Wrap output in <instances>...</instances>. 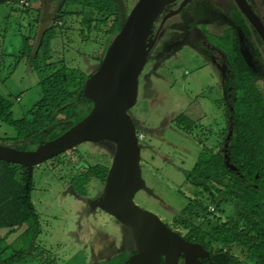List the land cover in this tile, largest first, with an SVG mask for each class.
<instances>
[{"label": "rangeland", "instance_id": "1", "mask_svg": "<svg viewBox=\"0 0 264 264\" xmlns=\"http://www.w3.org/2000/svg\"><path fill=\"white\" fill-rule=\"evenodd\" d=\"M26 1L28 6H20L19 0L0 2V94L11 95L14 102L10 116L0 122L1 145H7L6 141L17 136L23 116L39 99L41 92L39 71L45 65L50 61H64L67 66L91 75L101 62L99 60L102 59L103 52L105 53V45L109 39V34H105L104 31H108L111 24H103L102 32L94 31L96 23L93 20L101 18L98 13L92 15L89 9L70 5L69 2L63 4L61 0H33L31 3L29 0ZM124 2L127 9L131 10L137 0H124ZM43 3L50 8L48 17L43 19V22L48 20L44 22L47 24L42 26L45 28L44 31L56 23H59V27H52L46 32L39 47L35 46L38 30L36 31L34 11L42 10ZM94 3L96 7L101 6L102 0H95ZM103 5H105L104 0ZM4 9H7L6 14L3 13ZM190 12L187 11L181 17L174 16L164 25L162 35L164 33L165 35L159 39L160 45L155 46L139 76L137 102L129 110V115L134 121L137 133L143 135L139 140L140 167L143 168L141 172L146 183L152 181L148 178V170L153 177L158 173L161 177L157 181L166 182L171 189L186 194L185 196L193 200L192 203L196 207L201 204L207 205L208 211L213 213L215 212L213 204L203 194L198 191L196 194L186 191L183 171L185 167L189 168L190 165L195 164L202 149H216L222 139L220 132L217 135L216 130L203 135L206 131L201 132L200 126L195 124L200 122L207 127L211 122L216 123L223 114L225 115L218 75L213 66L199 54L202 45H206V38L210 45L222 44V41L212 33L211 26L216 18H221V15L212 7L204 6L206 22L198 23L193 29H189L193 19ZM91 19L93 23L89 28L88 21ZM28 21H32V24H28ZM170 23L175 25L170 26ZM205 28H208V31ZM203 31L207 33V37ZM25 32H30L32 38L27 37L29 38V42L26 43L27 49L23 50L24 40L21 36ZM252 70L258 74L255 83L259 86L261 83L258 81H261L263 86L260 88L263 89L264 70L257 63L252 64ZM169 85L171 90L168 89ZM174 100L182 105L180 110L184 111L183 115L190 118L188 125L192 126L193 130H200L201 133L194 131L189 137L180 135V139L177 140L179 135L165 127L169 125L168 123L164 124L162 129L157 128L158 123H162L163 113L167 112L169 107L176 105ZM169 136L174 137L171 139ZM177 142L187 143L188 146L175 144ZM173 144L179 145L180 148ZM112 155L113 149L110 145L85 143L34 168L31 201L39 216L40 225L34 253L44 252L39 263H35L67 264L69 259L80 252L84 253L87 263L93 261V264L95 261L97 263L107 261L120 252L130 254L133 242L126 229L111 216L100 210L89 211L87 207V200L101 195L104 182L93 175L87 186L86 197L73 189L74 184H77V187L81 185L82 175H86L97 166L105 165L108 172ZM98 172L101 173V168L97 170ZM78 176L79 179L73 180ZM158 187L159 190L156 191L150 183L149 191L152 188L153 192H156L154 198L160 207L162 200L159 197L164 194V201L170 208L159 211L154 205L144 203L146 195L142 192L135 195L134 203L142 209L145 206L146 209L156 212L155 214L166 221L170 220L168 222L173 224L175 229H179L182 235L189 234V237L196 240L203 238L204 233L201 230L194 232V228L183 229L180 223L172 221V214L184 216L183 200L174 195L173 191L171 193L169 189L165 187L163 189L161 183ZM150 201L146 200V202ZM231 212L230 206H224L217 211L216 216L225 219ZM86 220L90 222V227H93L90 229L91 239L88 245H84L83 242L80 244L81 240L78 237ZM4 232L2 231L1 234ZM18 233L19 231H16L10 235L7 242L14 241ZM120 240L124 246H121ZM95 247L101 251V254L93 258L92 250L93 248L95 250ZM232 252L236 262L254 264L237 249L232 248Z\"/></svg>", "mask_w": 264, "mask_h": 264}, {"label": "trees", "instance_id": "2", "mask_svg": "<svg viewBox=\"0 0 264 264\" xmlns=\"http://www.w3.org/2000/svg\"><path fill=\"white\" fill-rule=\"evenodd\" d=\"M61 1L63 4L69 2L70 5L89 9L92 15L98 13L101 18L88 21L89 28L92 20L95 21L96 32H102L103 24H111L110 29L104 31L109 34L104 51L121 29L130 11L124 0H104L105 5L102 0L101 6L97 7L95 0ZM201 18V14L195 16L190 29ZM241 23L243 24L242 19ZM58 24H54L53 28L59 27ZM51 29L52 27L46 32ZM200 54L204 55L203 50ZM232 60L237 74L233 119L235 135L231 142L230 158L236 170L244 175V181L222 166L217 154L204 148L198 154L186 183L189 192H200L209 199L215 212H209L205 204L196 207L193 200L184 198L177 191L176 196L184 203V216L177 217L175 222L180 223L183 229L194 228V232L201 230L204 237L198 239V242L211 252L217 248V253L211 256V264H240L233 258L232 248L237 249L254 264H264V94L256 87L257 74L247 66L243 54L235 55ZM39 73V99L25 113L17 136L6 141L7 146L33 150L83 120L92 109V102L83 95L84 83L90 74L86 75L80 69L69 67L64 61H50ZM13 103L11 95L0 94V122L10 116ZM100 168L101 173H97ZM93 175L104 182L107 167L102 165L91 169L86 175H82L81 185L77 187L74 184L73 189L86 197L87 186ZM33 178L34 173L32 177H28L25 167L0 161V264H15L26 259L39 263L44 256L42 251L34 253L40 225L39 216L31 201ZM79 178L78 176L73 180ZM224 206H230L232 212L222 219L216 213ZM2 231H5L4 234H1ZM16 231H19L17 237L8 243V237ZM127 257L122 252L110 263L97 264H127Z\"/></svg>", "mask_w": 264, "mask_h": 264}, {"label": "water", "instance_id": "3", "mask_svg": "<svg viewBox=\"0 0 264 264\" xmlns=\"http://www.w3.org/2000/svg\"><path fill=\"white\" fill-rule=\"evenodd\" d=\"M174 1L137 0L97 69L84 83L83 95L93 106L83 120L33 150L0 144V161L25 167L28 177H32L35 167L79 145L110 143L113 155L102 194L89 201L88 206L92 211L98 209L111 216L126 229L135 249L127 258V264H179L180 259L183 264H200V259L209 257L201 245L186 241L156 214L134 203L135 195L145 189V182L140 167V139L129 110L137 102L139 76L158 36L157 32L152 37L153 24ZM233 1L264 42V26L248 1ZM187 3L188 0H184L177 9L169 10L161 27L165 21L179 15ZM43 34L38 29L35 46H39ZM234 110L231 99L227 103L225 135V167L230 172H236L227 149L233 137Z\"/></svg>", "mask_w": 264, "mask_h": 264}, {"label": "flooded vegetation", "instance_id": "4", "mask_svg": "<svg viewBox=\"0 0 264 264\" xmlns=\"http://www.w3.org/2000/svg\"><path fill=\"white\" fill-rule=\"evenodd\" d=\"M183 1L184 0H175L174 2L167 5L165 7V10L160 14L158 19L154 22L152 37H154L157 32H158V36H157L155 44L153 45V47H152V49L148 55L147 62H148L150 56L152 55L153 49L155 48V46L158 44L160 45L159 39H162L163 35H165V33L162 35L164 25H166L174 17L165 21V23L161 27V23H162L163 18L165 17V15L167 14V12L169 10L177 9ZM247 1L251 5V7H252L253 11L256 13V15L260 17L261 23L264 26V1L263 0H247ZM46 6H47L46 7L47 12H49L50 8L48 5H46ZM204 6L212 7L217 12H219L221 15V18H218V19L216 18V20L214 21V22H216V25H211V26H212L213 31H214V32L212 31V33L215 34V36L218 38V40L222 41V44L219 43V44L210 45V44H208V38H206V45H202L203 48H201V49L204 52V55H202L203 58L209 64H211L213 66V69L216 71V73L218 75V79H219L218 86H219L220 93H221V99H222L223 105L225 107V115L223 114L222 117H220L219 121H217L216 123L211 122L207 127L205 126V124L200 123V122H198V123L196 122L195 124L200 126L201 132H203L204 130L206 131L205 132L206 134H203V135H207V133L210 131L213 133L214 130H216L217 135H219V132H220L222 139H221V143L219 144V146L216 149L205 148V150L210 151L213 154H217L220 158V164L225 167L226 155H227L226 142H225V135H226V131H227V129H226L227 119H228L227 103L230 102V100L232 99L234 107H235V98H236L235 83H236L237 72H236V66L233 63L232 59L235 55L242 53L243 56L245 57V60L247 62V66L249 68L252 69V64L257 63L261 67V69L264 70V42L260 38V36L256 32V30L253 28V26L250 23H248V21L240 13L239 9L237 8V6L235 5L233 0H188L186 7H184L182 9V11L180 12V14L177 16L181 17L185 13H187V11H189V10L191 11L190 13H191L192 18H194L195 16H197L199 14L204 16V12H203ZM177 16H175V17H177ZM241 19L243 21V24L241 23ZM46 21H48V20H46ZM192 22H193V19H192ZM46 24L47 23H45L44 25H46ZM173 25H175V24L170 23V26H173ZM187 25H189V24H187ZM53 26L54 25H51L50 28ZM39 29L43 30V33H45L44 27H41ZM189 29H190V25H189ZM206 30L208 31V28ZM203 33L207 37V33L204 31H203ZM203 44H204V42H203ZM201 49L199 50V54H200ZM147 62H146V64H147ZM257 78H258V74H257ZM257 78L255 79V82H256ZM258 82H260L261 85L258 86L257 83H255V85L259 89V91L264 94V88L263 89L260 88V86H263V83L261 81H258ZM168 89L171 90L170 85H169ZM174 102L176 103V105L169 107L167 112L163 113L164 116L161 117L162 123H160V124L158 123L157 128L162 129V127H164V124L168 123L169 125H167L165 127L170 129L171 132L177 133L179 135V136H177V140L180 139V135H183L185 137H187V136L189 137V135L193 134L194 131L201 133L200 130H193L192 126L188 125L187 122H188V119H190V118L183 115L184 111L180 110L182 108V105L179 104L176 100H174ZM229 116H231V115H229ZM166 117H169V118H166ZM233 119H234V117H233ZM233 126H234V121H233ZM183 128H184V130H182ZM185 128H187V129H185ZM234 129H235V126L233 127V137L235 135ZM184 132H188V133L186 134ZM137 135L139 136L140 140L143 138L142 134L137 133ZM169 137L172 139L174 136H169ZM233 137H232V139H233ZM232 139H231V141H229V143H227L228 144L227 149H229V151H228L229 156H230V147H231ZM104 143L107 145H110L112 148V145L110 143H106V142H104ZM175 144H180L181 146L183 144H185V146H188L187 143H181V142H177ZM174 146H177L178 149L180 148L179 145H174ZM230 161H231V158H230ZM145 165L147 166L148 164H145ZM192 168H193V164L190 165L189 168L185 167V169L183 171V183L186 184L185 188H186L187 192H189V190H188V186H187L186 182H187V179L190 178ZM141 170L143 171V168ZM148 171H149L148 172V178L152 179V181H150L149 183H146V181L143 179L145 182V189L140 191L142 193H145V195H146V197L144 198V203H150V204L154 205L157 209H159V211L160 210L164 211V208H167V209L170 208L168 206L169 204H167L164 201V194L162 193L163 196L161 198L159 197V199L162 200L161 201L162 202L161 207H160L157 205V203L155 201L156 199L154 198V196H156L155 195L156 192L154 193L152 188H151V191H149V189H150L149 184L152 183L153 188L155 187L156 191H158L159 190L158 186H160V183H161V186L163 189L165 187L166 189H169V191L171 193L173 191L174 195H177L178 190L171 189L168 185H166V182L157 181L161 177L158 173L154 174V177H153L150 174V170H148ZM233 173L235 174V176L241 178V180L244 181V175L239 173L238 170H236V172H233ZM182 194L184 195V198H187V196H185L186 194H184V193H182ZM100 196H98V197H100ZM91 200H93V199H89L86 201V204H87L89 211L91 209L88 206V203ZM146 200H151V201L146 202ZM143 209L148 210V209H146L145 206ZM97 210L98 209L94 210L93 212H96ZM148 211H150V210H148ZM174 211H175V209H174ZM150 212H152V211H150ZM152 213H154V212H152ZM177 217H179L177 214H172V221H175V219ZM159 219L164 224H166V226L168 228H170L172 231H175V232L179 231V234L186 241L193 243V244L197 243V244L201 245L208 252L209 257L200 259V264H204V262H207L209 264L212 263L211 256L215 255L217 253L215 248H214L213 252H211L209 248H207L206 246L199 243L198 240H196L195 238L189 237V234L185 235L183 233L184 235H182L181 231L179 229H174L173 224L171 225L168 222L170 220L166 221L165 219H162L160 217H159ZM83 221H85V219H83ZM121 246H124L122 241H121ZM93 250H94V248H93ZM225 252H226V250H225ZM134 253H135V249H134V245H133L130 254L126 255V256L129 257L130 255H132ZM119 254H121V252ZM119 254L111 256L107 261H101V262L110 263L115 258H117ZM179 264H183L182 259H180Z\"/></svg>", "mask_w": 264, "mask_h": 264}, {"label": "crops", "instance_id": "5", "mask_svg": "<svg viewBox=\"0 0 264 264\" xmlns=\"http://www.w3.org/2000/svg\"><path fill=\"white\" fill-rule=\"evenodd\" d=\"M5 1V0H4ZM20 1V0H19ZM24 1H26V0H24ZM30 1V3L31 2H33V0H29ZM0 2H2V1H0ZM27 2V1H26ZM20 4V3H19ZM21 6V5H20ZM42 7H43V9L42 10H39V9H37L36 11H34L35 13H36V18H35V23L37 24V28H36V30L37 29H39V28H41L43 25H44V22H43V19L45 18V17H48V13L49 12H47V9H46V6H45V4L43 3V5H42ZM7 11V9H4L3 10V13H7L6 12ZM34 12H32V15H33V13ZM4 19H5V17H4ZM206 20L207 19H205V14H204V16H202V18L199 20V22L198 23H201V24H204L205 22H206ZM210 21V20H209ZM192 22V21H191ZM32 24V21H28V24ZM190 23V22H189ZM50 28V27H49ZM49 28H47L46 30H45V32L49 29ZM27 34H29V36L27 35ZM0 35H1V33H0ZM27 37H29V38H32L31 37V33L29 32V33H27V32H25L22 36H21V38H22V40H24V45H23V50H24V48L25 47H27V44L26 43H28L29 42V38H27ZM43 37V36H42ZM35 39H36V37H35ZM33 39H30V41H32ZM30 44H32V42L30 43ZM41 45H39V47H40ZM27 49V48H26ZM31 49H32V46H31ZM39 50V49H38ZM32 51V50H31ZM37 53H38V51H37ZM23 54L25 55V53H24V51H23ZM11 131V130H10ZM9 131V132H10ZM8 132V133H9ZM87 221V220H86ZM93 227H90V222L89 221H87L84 225H83V229H82V231H81V234L79 233V235H78V237H79V239L81 240V241H79V243L81 244L82 242H83V244L84 245H88V243L90 242V236H91V230L90 229H92ZM83 237V238H82ZM79 244V245H80ZM98 248L97 247H95V250H92V254H93V258H96L95 256H97L98 254H101V251H99V250H97ZM101 262V261H100ZM93 264V261L91 262V261H89L88 263H87V258L85 257V255H84V253L83 252H80L79 254H77V255H75V256H73L71 259H69L68 261H67V264ZM20 264H35L34 262H32L31 260H29V259H26V260H24V261H22V262H20ZM95 264H97V262L95 261Z\"/></svg>", "mask_w": 264, "mask_h": 264}, {"label": "built area", "instance_id": "6", "mask_svg": "<svg viewBox=\"0 0 264 264\" xmlns=\"http://www.w3.org/2000/svg\"><path fill=\"white\" fill-rule=\"evenodd\" d=\"M19 3H20V5H22V6H28V3L26 2V1H24V0H20L19 1ZM18 101H19V99H17ZM138 136V135H137ZM138 138H139V136H138ZM140 139V138H139Z\"/></svg>", "mask_w": 264, "mask_h": 264}]
</instances>
